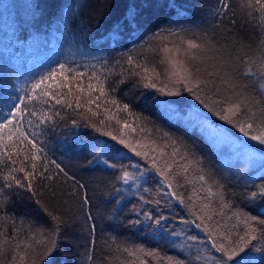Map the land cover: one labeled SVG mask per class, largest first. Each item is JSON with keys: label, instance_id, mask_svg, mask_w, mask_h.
Instances as JSON below:
<instances>
[{"label": "snow or ice", "instance_id": "1", "mask_svg": "<svg viewBox=\"0 0 264 264\" xmlns=\"http://www.w3.org/2000/svg\"><path fill=\"white\" fill-rule=\"evenodd\" d=\"M233 3L216 0L213 15L218 22L227 19L235 25ZM168 7H176L174 0H168ZM241 8L264 33V0H243ZM139 17L137 5H130L101 37L103 44L118 46L126 29L139 31ZM146 35L148 51L159 53L162 70L133 55L135 45L115 60L113 66L124 69L116 74L120 77L116 86L105 58L99 70L94 64L55 61L22 85L0 88V264H57L62 233L82 231L85 226L87 261L96 264L97 220H108V227H114L125 210L129 218L121 227L143 232L157 244L163 241L174 251L165 254L143 244L121 247L112 236L111 244L107 239L105 244H114L124 257L119 264H151V259L156 264H254L251 253H264V211L253 215L237 208L228 198L227 186L215 178L195 145L162 130L153 136L146 129L150 119L132 108L154 96L152 104L166 119L183 122L211 143L223 140L246 167L258 166L264 172V41L250 51L241 44L234 55L227 45L217 44L223 34L215 29L189 34L158 26ZM156 41L159 47L153 48ZM124 76L133 78L130 102L118 95ZM185 94L196 102L186 113L178 99H168ZM121 113L126 117L123 121L117 119ZM105 120H116L121 131L106 130ZM61 123L72 139L71 144L64 141L66 150L88 157L84 171L114 173L106 202L116 205L112 216L93 212L98 208L95 194L90 197L86 184L76 174L69 175L63 161L49 155L48 134ZM225 126L241 139L229 136ZM88 133L90 138L82 139ZM150 179L155 180V189L146 187ZM252 187L255 190L241 195L250 206L264 208V183L253 182ZM45 191L54 205L43 201ZM152 191L156 196L149 198L146 194ZM18 205L24 206L23 212ZM33 210L46 218L47 226L33 218ZM103 264H112V258Z\"/></svg>", "mask_w": 264, "mask_h": 264}, {"label": "trees", "instance_id": "2", "mask_svg": "<svg viewBox=\"0 0 264 264\" xmlns=\"http://www.w3.org/2000/svg\"><path fill=\"white\" fill-rule=\"evenodd\" d=\"M242 2L243 0H234L232 5L236 21L233 26L227 22V19L218 22L214 17L216 0H174L176 7L173 8L168 7V0H0V88L12 89L16 85H22L53 65L55 61L80 66L94 64L99 70L105 58L108 64L106 71L113 73L110 79L113 86H116L120 78L116 74L124 69L114 67L115 60L132 51L135 45L138 47H135L133 55H139L141 61L147 58L146 66L157 65L162 70L163 66L159 65V53L148 51L147 48L150 37L146 33L155 31L158 26L175 30L184 29L189 34H199L203 31L211 33L215 29L218 34H223L217 40V44L227 45L234 55L241 44L244 45V51H250L264 41V33L249 22L247 10L241 8ZM37 4L39 8L36 7ZM132 4L137 5L140 11L139 31L129 32L126 29L118 46L103 44L101 37ZM178 11L182 14L177 15ZM158 47L159 42H153V48ZM121 63L123 64V60ZM122 79L123 83L118 85V95L122 93L123 96L128 97L124 102H130L134 94L133 78L124 76ZM135 98L141 99L139 96ZM155 99L156 97L153 96L149 97L146 104H132L135 112L150 119L151 123H146V129L151 131L153 136L158 135L162 130L190 145H195L199 154L206 158V166H210L215 178L227 186V192L231 194L228 198L237 208H242L253 215H259L264 211L260 205L250 206L246 198L241 195L245 191L255 190L252 187L253 182L257 185L264 183V179L261 178L264 172H261L258 166L246 167L244 159L223 140L211 143L204 139L198 130L187 128L183 122L166 119L152 104ZM168 99H178V106L185 113L189 110L190 104L196 103L186 94L182 98ZM69 115L76 118L72 113ZM117 119L123 121L126 117L121 113ZM213 121L223 124L215 121V118ZM129 123L132 121L129 120ZM105 125L106 130L114 134L121 131L116 120H105ZM137 131L139 132V129ZM225 131L229 136L237 140L241 139L230 127L225 126ZM71 135L74 136L75 133ZM90 135L91 133H88L82 139L88 140ZM43 139L45 138L41 137V140ZM65 140L68 144L72 143L69 132L64 130L61 123L53 133L48 134L49 155L58 163L63 161L62 167L69 171V175L76 174L77 179L86 184L90 197L95 194V205L98 208L94 207L93 212L99 211L101 215L112 216L116 205H108L106 202L109 199L107 193L111 191L114 173L100 169L94 172L84 171L82 166L88 157L66 150ZM146 187L155 189V180L150 179ZM146 195L152 198L156 196V192L152 191ZM42 199L48 204L55 203L50 200L47 191L43 193ZM136 202L133 200V203ZM18 208L23 212V205H18ZM175 211L183 214L181 208H176ZM32 216L39 224L46 225V218L38 211L33 210ZM128 218L129 213L125 210L115 220L114 227H108V220H97L98 229L95 234L97 246L94 252L96 264L107 262L109 257L112 258V264H119V260L124 259L115 251L114 244L111 247L105 244L106 239L111 244L112 236L117 238L121 247L143 244L148 249L159 248L165 254L173 253L174 250L166 247L163 241L157 244L151 236H145L143 232L126 231L120 225ZM100 229L104 230L103 235ZM195 234L202 235L198 231ZM87 237L86 226L82 231L78 228L64 231L60 237V251L56 255L57 264H90L87 261ZM177 254L183 255V253ZM251 256L254 264H260L264 253L253 252ZM151 264H156L155 259H151Z\"/></svg>", "mask_w": 264, "mask_h": 264}]
</instances>
